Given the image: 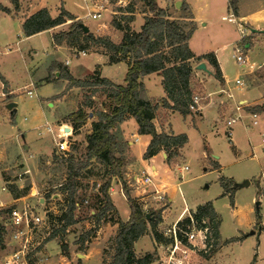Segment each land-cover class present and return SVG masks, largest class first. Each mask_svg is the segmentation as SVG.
Returning a JSON list of instances; mask_svg holds the SVG:
<instances>
[{
  "label": "rangeland",
  "instance_id": "obj_1",
  "mask_svg": "<svg viewBox=\"0 0 264 264\" xmlns=\"http://www.w3.org/2000/svg\"><path fill=\"white\" fill-rule=\"evenodd\" d=\"M124 1L110 0L108 5L105 4L107 10H103L102 16L98 19L86 17L89 9L84 0H23V3L20 0V5L22 9H27L30 8L31 2L32 10L47 7L54 11L53 15L59 14L65 8L84 19L76 16L75 20H71L65 26L61 25V30L58 31L69 29L75 21L84 22L90 27L91 32L110 37L118 42L123 31L118 29L113 21L120 20L124 27L128 25L126 19L121 18L123 15L121 10H125L131 4L135 5L138 11L147 9L144 0ZM194 1L201 6L198 13L207 25L200 28L194 37L193 46L197 50H204L209 47L215 49L229 43L230 46L224 51L229 57L225 63L227 82L224 89L231 88L234 99L227 95L222 96L224 123L218 130L210 127L207 141L200 138L198 134L191 136L186 157L180 160L174 170L177 180L173 181L169 191V195L173 198L172 202L165 214L162 211V216L165 217L164 223H158L157 229L166 238L167 230L175 226L174 222L185 207L196 209L198 205L211 201L219 215L218 219L211 223L213 230L210 233L207 250L204 251L198 247L193 251L192 249H187V252L180 250L178 256L183 257L185 263L190 264H264V154L260 152L261 135L264 132V66L250 72V68L240 66L236 61V50L232 51V47L240 41L239 28L245 25L243 20L240 21L235 15L237 22L223 19L224 15L231 14L226 6L227 2L224 0ZM0 2L9 3L10 0H0ZM251 3H257V1L254 0ZM189 13L190 11H185L183 14ZM142 22L139 18L135 27L140 29ZM52 35L53 31H47L26 38L22 31L20 15L12 17L0 13V157L1 154L6 153V157L0 159V170L9 177L10 183H15L21 188L28 187L29 194L33 188L34 191H39L36 196L28 194V201L37 205L38 210L45 216V223L43 222L39 228L35 239L37 241L45 238L39 248L29 256L28 264H110L115 253L114 239L119 231L118 221L128 219V206L125 204L124 197L120 199L115 194L117 189L119 190V183H112L110 189L115 207L106 214L105 219L95 229V216L102 206L99 201L103 199L101 188L108 179V167L104 163L93 160L77 178L78 195L74 212L76 222L63 230L60 221L67 211L68 193L61 191L59 183L67 179L69 170L60 157L69 156L57 150L52 133L40 137L35 130V126L43 123L45 117L51 122H56L60 115L75 111L80 100L84 102L87 98L92 99L94 105L86 108V111L95 113L106 100L100 91L89 86L77 90L78 95L77 92H66L67 96L57 98V95L63 94L70 87L69 80L61 76L59 70L51 74L53 64L55 62L66 64L69 61L68 66L74 75L84 78L96 68L97 64H103L106 56L99 53L78 55L79 47L75 46L77 53L66 46L56 47ZM81 44L88 46L87 52L104 51L103 47L88 43L82 36L78 39L77 46ZM248 54L251 61L264 64V35H261L249 48ZM125 68V65H115L112 68L106 66L104 73L116 80L124 81ZM49 74L51 78L56 75L57 80L46 81L45 78L49 77ZM237 78L245 79L244 89L237 88ZM198 81L194 94H198L201 97L200 104H204L208 97L203 83L200 79ZM26 86L35 90L34 97L27 94ZM219 86L216 85V90L221 88ZM251 88H255L258 94L251 95ZM8 92L12 95L10 100H8ZM223 93L226 94V92ZM93 94L95 96L91 97ZM242 98H246L249 103L255 102L258 98V101L263 104V106L259 104L245 106L247 111L259 112L260 123L258 126L248 127L251 117L246 111L243 120L233 126L234 143H232L228 138L226 120L233 110L235 111L236 102ZM42 100L46 104L49 100L56 103L54 107L47 105V108H44L41 104ZM9 102L17 104L15 112L6 107ZM86 131L87 126H82L77 134L80 135L77 136L73 146L71 145L72 153L75 148L83 151L74 153L77 156L85 153ZM22 133L25 139L22 135L21 139H18L16 135ZM19 140H22L20 145ZM26 145L29 146L28 149ZM206 145L208 149L205 148ZM128 148L126 158L129 156ZM254 153H257V156ZM23 154H26L27 158H30V154L37 155L29 160L28 165L32 169L30 172H24L26 163H23ZM57 156L59 158H56ZM215 160L220 166H215ZM179 165H188L190 168L183 179L178 169ZM2 172L0 171V202L5 200L9 203L12 198L8 189H3L6 182ZM126 172L128 171L125 165L126 179L124 181L132 180L133 182L132 176ZM245 180H249L250 184L234 188L235 183H242ZM136 188L141 186H134V193ZM119 192L121 195V191ZM155 196H152L148 203H142L144 210L152 212L154 216L157 213L153 211L163 210L168 203L166 199L159 201ZM40 197L44 198L43 202H39ZM156 201L159 202L155 203ZM17 204L20 205L21 202ZM12 205L14 204L5 203L0 209L12 207ZM145 205H147L146 208ZM10 211L8 214L0 212V225L3 226L0 264H5L7 254L18 248L13 235L16 229L7 220ZM219 220L220 223H218ZM252 230H255L254 234H250ZM54 231H58V235L49 240V236ZM195 243L202 246L200 241ZM172 248L173 246L166 245L164 242H157L153 238L151 227L148 233L135 244L138 256L152 254L153 261L150 264H159L161 261L166 263L172 254Z\"/></svg>",
  "mask_w": 264,
  "mask_h": 264
},
{
  "label": "trees",
  "instance_id": "obj_2",
  "mask_svg": "<svg viewBox=\"0 0 264 264\" xmlns=\"http://www.w3.org/2000/svg\"><path fill=\"white\" fill-rule=\"evenodd\" d=\"M144 1L146 10L151 15L146 17L139 31H134L130 26V22L134 19L133 13L136 11L133 4L125 10H121L123 14L121 18L126 19L128 25L124 27L120 20L113 21L114 25L123 31V37L119 42H114L107 36L95 35L93 32L85 33L80 22L77 21L69 29L53 35L57 45L67 44L86 51L88 46L83 44L77 46V41L82 36L88 43L101 46L109 52L111 62L128 60L126 84L124 85L116 84L108 78L102 77L98 69L84 80L74 78L67 66L60 62L55 63L51 70V74H54L53 71L59 70L60 75L69 80V87L78 86L83 89L86 86L94 87L96 91H100V94L106 97L102 106L97 109L90 132L86 134L85 153L79 156L70 153L69 157H60V160L66 163L69 172L67 179L59 183V188L68 193L67 211L60 221L63 230H66L68 226L76 222L74 212L78 195L77 178L79 174L88 168L93 160L106 164L108 179L101 188L103 199L99 201L102 206L95 216L96 229L105 219L106 214L115 207L110 193L114 179L117 178L123 182L130 215L126 221H118L119 231L114 239L115 253L110 264L152 263L151 253L138 256L135 251L136 242L148 233L149 227L152 228L153 238L157 242L169 245L173 241L169 237L165 238L164 234L157 229L158 223L163 222L162 210L153 211L157 213L155 216L152 212L145 211L142 202L131 195L129 186L124 181L125 154L129 143L125 139L120 125L129 115L136 118L140 133L152 135V140L145 152V158L165 149L168 152V161L172 162V158L178 156V150L188 142L186 134L174 135L157 131L153 120L159 104L154 103L147 95L142 78L154 72H161L163 86L167 92V99L163 101L164 105L183 115L191 112L190 104L194 96V90L191 87L194 70L192 60L196 62L208 60L214 67L216 77L223 80L215 53L209 52L196 56L189 46V39L197 28L193 14L190 12L182 19H171L167 10L159 6L158 0ZM13 3L17 6L18 0H13ZM183 8L189 9V6L185 4ZM0 10L10 12V9L2 4H0ZM126 12L129 13L126 14ZM75 19L76 16L65 8L58 16H53L49 8L43 7L24 19L22 29L26 36H31ZM50 76L46 78L47 81L50 80ZM93 96L95 95L93 94L91 97ZM93 103L92 99L87 98L81 102L76 111L69 115V120L75 130H79L87 122L89 112L86 111V107L94 105ZM7 188L14 198L25 196L29 191L28 187L21 188L15 183H9ZM11 208L0 209V212L8 214ZM218 215L211 201L199 205L192 213V217L199 227L205 226L204 221L214 223V220L218 219ZM178 223H191V216L184 217ZM57 235L58 231H54L48 239L55 238ZM2 240L3 226L0 225V242Z\"/></svg>",
  "mask_w": 264,
  "mask_h": 264
},
{
  "label": "crops",
  "instance_id": "obj_3",
  "mask_svg": "<svg viewBox=\"0 0 264 264\" xmlns=\"http://www.w3.org/2000/svg\"><path fill=\"white\" fill-rule=\"evenodd\" d=\"M224 1L227 2L226 6H227L228 10L231 12V14L229 16L224 15L223 19H228V21H231V22H237V19L235 17V16H237V17H239L240 21L243 20V24L245 25V27L250 29V35L245 39V43L247 44V47H249V46L252 47V45H254L255 41H257V39L260 38L261 35H264V33H262V32H252V29H258V30L264 29V0H255V1H257V3H254V4L251 3L254 0H224ZM21 2L23 3V0H21ZM31 2L29 3L30 8H27V9L25 8L26 10L22 9V6L20 5L21 4L20 0H18L17 6L13 3V0H10L9 3L0 2V4L6 6L10 9V12L0 10V13L6 14L7 16H12V17H14L15 15H20L21 16V25H22L23 21L26 17H28L29 15L33 14L34 12H36L37 10L40 9L39 8L37 10H32L31 5H30ZM158 3H159L160 7L167 10L168 14L170 15L169 17L171 19H182V18H184V16L187 15V14L186 15L183 14V13H185V11H190L193 14V16H194L193 20L195 21L197 28L189 39V46L196 56H201V55H204V54L209 53V52H214L215 57H216L219 65H220L222 76H223V80H220L216 77L214 67L212 66V64L208 60H202V61H204L207 64V67L212 71V74L207 73L206 71L197 69L196 66L200 62H196L195 60L191 61L193 66H194V70L192 73V79H191V87L193 88L194 93H195L196 83L199 82L198 80L200 79V82H202L203 86L205 87V90H206L205 93H206L208 98H206V100L204 101L205 102L204 104L203 103L201 104L200 110L191 111L187 115H183L181 112H179L177 110H173L172 108L164 105L163 101H164V99H167V92L165 91V88L163 86V76H162L161 72H154V73L146 75L142 78L145 89L147 91V95L149 96V98L154 103L159 104L158 109L156 111V116L153 120L155 123L157 131L158 132H165V133H169V134H174V135L186 134L188 136V142L182 148H180L178 150L179 151L178 156L173 157L172 162L168 161V152L165 149L161 150L160 152H158L157 154H155L151 157L145 158V152H146V150H147V148H148V146L152 140V135L151 134H142L139 132V124H138L135 117H133L132 115H129L127 117V119L124 122H122L120 125V129L122 130L125 139L129 143V148H128L129 156L126 158V167H127L128 172H126V173L129 176H132L133 182H132V180H127L126 183L129 186V190H130L131 195L133 197L136 196L139 199V201H141L142 203L143 202L148 203V201L151 200V197L156 195L154 193V190L157 189L159 191V193H163L164 195H166V198L168 201L166 208H164L162 210L163 213L165 214V212L167 211V209L170 206V203L172 202V199H173L172 196L169 195L170 188L173 186V181L177 180V175H176L174 170L177 168L176 165L180 162V160L185 159L186 150H187V147L190 143L191 136L198 134L200 136V138H202L204 141L205 140L207 141L208 133L211 130L210 127H212V129H214V130H218V129H220V126H223V123H224V120L222 118L223 108L221 107V105H223L224 101L222 99L223 98L222 96L227 95L229 98H232L229 96V94H233V93L231 92V88H225L224 89V87H225L224 85L227 82L225 63H226V61L229 60V57L226 56L224 51H226L225 49L230 46L229 43L224 44L222 47H218L215 49H213L212 47H209V48H206L204 50H197L193 46L194 37L199 32L201 27H204L205 25H207L206 22L203 21V19H202L203 17L200 16L198 13V11L201 9V6L199 4H197L194 0H158ZM183 4L184 5L186 4L187 6H189V9H184ZM173 5H174V7H173ZM50 12L52 14L54 11L52 12V10H50ZM55 13H57V12H55ZM128 13L129 12H126V14H128ZM72 14H74V13H72ZM133 14H134V19L130 22V24H131L132 29L134 31H139L141 28L137 29L135 27V23L137 22V20L139 18H141L143 21L141 24V26H142L145 22L146 17L150 16L151 13L147 10H143V11L136 10ZM58 15L59 14H56L53 16H58ZM75 16H77V15H75ZM77 17L84 19V17H79V16H77ZM86 17H89V12L86 15ZM229 18H232V20H229ZM70 21L71 20H68L66 23L61 24V25L65 26ZM61 25L56 26L54 28H51L49 30H45V31L36 33L34 35H31V36L43 34L47 31H53V35H54L55 33L60 32L58 30H61L60 29L62 27ZM113 27L115 28V26H113ZM22 31H23V29H22ZM53 35H52V39H53V43L56 47L66 46L69 49H71L77 53L76 48L71 47L67 44L57 45L54 41ZM95 35H97V34H95ZM28 37H30V36H26V38H28ZM122 37H123V33H122L121 39H122ZM121 39H120V41H121ZM113 41L117 42L115 40H113ZM238 43H239V41L234 44V47H236V45ZM234 47H232V51L235 50ZM80 53H82V54H86V53L103 54L106 56V60L104 61L103 64H97L96 68L84 78H79V77H76L74 75L71 68L68 66L69 61H67L66 64L62 63L63 65L67 66L70 74L74 78L84 80L90 74H92L96 69H98L100 71V74L102 77L108 78L109 80H111L112 82H114L116 84H122V85L126 84L125 77H126V73L128 70V60L119 61V62H111L110 61V54L105 49H104V51L98 50V51H91V52L79 50L78 55ZM55 63H57V62H55ZM115 65H125L126 66L125 77L123 78L124 81L116 80L111 75H106L104 73V68L106 66L112 68ZM263 66H264V64H263ZM262 67H260V68H262ZM260 68H258V69H260ZM249 71L251 72L253 70L250 69ZM49 76H50V74H49ZM56 80H57V77L55 75V77H53V78L50 77V80L48 82L56 81ZM217 84L220 85L221 88L216 90ZM28 87L29 86H26L27 94H28V91L31 90L32 96L30 94H28V95L30 97H34L36 95L35 90L28 88ZM80 88L81 87H77V86L70 87L63 94H59L56 97L57 98H59V97L63 98L65 96H67L66 92H70V93H72V92L76 93L77 92V95H78L77 90H81ZM237 88L244 89L245 87L241 88V87L237 86ZM222 89H224L226 91V94L222 92ZM251 89H252L251 95H255L257 93L255 88L254 89L251 88ZM218 91H219V93H218ZM9 92H8V96H9L8 100H10L11 96H12L9 94ZM216 93H218V96H216ZM232 99H234V94H233ZM258 100L259 99L257 98L255 100V102L249 103L246 98L240 99V101H243L247 106H253L256 104L263 106V104H261V102H259ZM55 103L56 102L51 101V100L47 101V104L45 101H43V100L41 101V104L44 108H47V105L49 107H54ZM8 104H6V107ZM80 105H81V100L79 102V106ZM16 106H17V104H16ZM16 106L13 109H9L8 107L7 108L10 111L15 112ZM79 106H78V108H79ZM231 106H232V104H231ZM90 107L91 106L86 107V108H90ZM231 108H232L231 110H233V107H231ZM91 109H93V108H91ZM73 112H71V113H73ZM233 112H234V110H233ZM71 113L60 115L56 122H51L50 120H48L47 117H45V121L43 123H40L39 125L35 126V130L38 132L40 137L44 136L45 134L52 133L54 141H55V147H56L58 139L54 137V134L56 135L57 133H59L60 127L64 126V127H66L65 129L68 130L70 133L69 139L71 140L72 146H73V143L76 140L77 136L80 135V134L79 135H77V134L82 129V127L79 130L74 129L72 122L69 120V115ZM95 114L96 113L94 111L89 112V116L92 118L89 117L90 118V119L88 118L89 121H87L83 125V126H87L86 134L88 132H90V130H91L92 122H93V120H95ZM86 134H85V140H84L85 141L84 142L85 143V149H84L85 151H86V146H87ZM21 135H22L23 139H25V135L23 133L20 135L17 134L16 136L18 139H21ZM231 142L234 143L233 140ZM18 143H19V145L22 144V140H19ZM37 144L38 143L36 142V146L38 147ZM28 148H29V146L26 145V149H28ZM205 148L208 149V146L206 145ZM21 151H23L22 147H21ZM82 152L83 151H80L79 149L77 150V148H75L74 153H82ZM42 153H44V151ZM47 155H49V154H47ZM3 157H6V153L1 154L0 159ZM29 157L30 158H27L26 154H23V163H26V168L24 171L25 173L32 171L31 167H29V165H28L29 160H32L33 157H37V155L34 156V154H30ZM185 166H188V165H185ZM215 166L216 167L220 166V164H219V162H217V160H215ZM179 167H180V165L178 166V169H179ZM140 170H141V173L139 174ZM189 170H190V168L188 166V169L184 172V174ZM0 171L2 172V170H0ZM146 175H150L152 177L153 184L150 186H144L141 188H136L135 189L136 193H134L133 187L137 185V183L135 182L136 177L142 178L143 176H146ZM2 176L6 182V186H4L3 189H6L7 185L11 181H10L9 177L3 172H2ZM124 179H126V177H124ZM114 182L119 183V187H118L119 190L117 189L115 194L118 195L120 199L122 196L124 197V200L126 201L125 204L128 206L127 213H128V218H129L130 207H129V203L127 202V197H126L124 190H123V182L117 178L114 179L113 183ZM178 183H180V182H178ZM147 187L149 189H147ZM234 188H238V187H236V183L234 185ZM112 189H114V188L112 187ZM119 191H121V195H119L120 194ZM150 193H152V194H150ZM27 196H28V194H27ZM53 196H55V195L53 194ZM11 198H12V201L9 203H7L5 200H2L0 202V207L4 206L5 203L15 205L17 203H20L21 200H23L27 197L25 195V196H22L19 198H14L13 195L11 194ZM40 201L41 202L44 201L42 197H40ZM158 202L159 201H156L155 203H158ZM14 205H12V206H14ZM200 205H202V204H200ZM146 206L147 205H145V208H146ZM197 207H196V209H197ZM156 208H158V207H156ZM159 208H161V207H159ZM196 209H188L187 207H185L183 209V211L179 214V216L177 217V219L174 223L182 220L184 217H186L188 215H191L193 212L196 211ZM164 218L165 217H163V220H164ZM162 223H164V222H162Z\"/></svg>",
  "mask_w": 264,
  "mask_h": 264
},
{
  "label": "built area",
  "instance_id": "obj_4",
  "mask_svg": "<svg viewBox=\"0 0 264 264\" xmlns=\"http://www.w3.org/2000/svg\"><path fill=\"white\" fill-rule=\"evenodd\" d=\"M88 6L89 9V17L93 19H98L102 16V11L107 10V7L105 4L108 5L110 0H84ZM123 0H119V2H122ZM90 5H92V8H90ZM229 20H232V18H229ZM239 31L241 33V39L239 43L236 45V61L240 66L250 68L251 70H254L256 68H260L263 66V63H256L255 61H251L250 56L248 54L249 47H247V44L245 43V39L250 35V29L246 27L239 28ZM245 79L244 78H237L236 79V85L238 87H245ZM222 92H226L223 90ZM28 94L32 96V91H28ZM230 97L233 98V94H229ZM201 97L198 94H194L193 101L190 104V110L191 111H198L200 110L201 104ZM236 109L235 111L229 115V117L226 120V126L227 128V134L229 140H232V133H233V126L235 123L242 121L244 118V113L247 111L245 110V106H247L243 101L236 102ZM251 117V123L250 125H247L248 127L251 126H258L259 125V112L257 111H247ZM66 127L61 126L59 133L56 135L54 134V137L57 138V150L65 153L66 155H69L73 152V149H71L72 142L69 139L70 133L68 130L65 129ZM260 152L264 154V132H262L261 135V142H260ZM255 156H257V153H254ZM188 169V166H180L179 172L181 174V177H184V172ZM137 185H140L141 187L144 186H150L153 184V179L150 175L143 176L142 178L136 177ZM147 189H149L147 187ZM147 191V190H146ZM154 193L156 194V198L159 201L167 200L166 195L163 193H159L157 189L154 190ZM29 194V193H28ZM39 194L38 190L31 191L30 196H36ZM27 198L21 200V204H15L12 206L10 215L8 216L7 220L8 223H11L14 226L15 232H13V235L17 241L18 248L14 250L12 253L7 254L5 259V264H28L29 263V256L35 252L39 246L42 243V240L35 239V236L37 232L39 231V228L43 225V222L45 223V216L42 215V213L38 210L37 205L33 204L32 202L28 201ZM44 200V198H43ZM40 202V199H39ZM78 204V203H77ZM191 216V223H183L180 224L178 221L175 223V226L172 229L167 230L168 232L167 237L172 239V243L169 245L173 246L171 250V255L166 263L164 261H161L159 264H190L185 263L183 257L178 256V252L180 250L187 252V249L195 250L197 247L201 250L206 251L207 246L210 239V233L213 230V226L211 223H207L204 221L205 226L199 227L198 224L195 222L194 218ZM50 235V233H49ZM48 235V236H49ZM195 241H200L202 243V246L197 245Z\"/></svg>",
  "mask_w": 264,
  "mask_h": 264
},
{
  "label": "water",
  "instance_id": "obj_5",
  "mask_svg": "<svg viewBox=\"0 0 264 264\" xmlns=\"http://www.w3.org/2000/svg\"><path fill=\"white\" fill-rule=\"evenodd\" d=\"M80 26H81V28L83 29V31H84L85 33L90 32V27H89L87 24H85L84 22H80ZM252 32H262V33H264V29H262V30L252 29ZM196 68L199 69V70H203V71H206L207 73L212 74V71L207 67V64H206L204 61L200 62V63L196 66ZM15 106H16V103H14V102H11V103H9V104L7 105V107H8L9 109H13ZM249 184H250V181H249V180H245V181L242 182V183H238V184H236V187H243V186H247V185H249ZM258 204H259V203H258ZM254 233H255V230H252L250 234H254Z\"/></svg>",
  "mask_w": 264,
  "mask_h": 264
}]
</instances>
